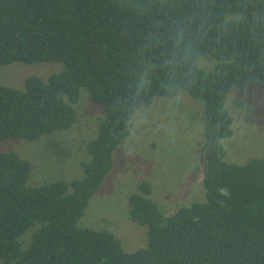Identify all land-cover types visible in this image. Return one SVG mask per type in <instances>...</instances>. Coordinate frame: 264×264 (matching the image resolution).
I'll list each match as a JSON object with an SVG mask.
<instances>
[{
	"label": "trees",
	"instance_id": "trees-1",
	"mask_svg": "<svg viewBox=\"0 0 264 264\" xmlns=\"http://www.w3.org/2000/svg\"><path fill=\"white\" fill-rule=\"evenodd\" d=\"M16 61L63 68L0 85V141L71 128L82 87L103 116L80 178L30 185L31 162L0 151V264H264V157L227 162L222 145L227 94L264 87V0H0V66ZM181 90L203 101L204 201L164 216L140 181L128 207L147 242L132 252L107 229L79 227L133 112Z\"/></svg>",
	"mask_w": 264,
	"mask_h": 264
},
{
	"label": "rangeland",
	"instance_id": "rangeland-1",
	"mask_svg": "<svg viewBox=\"0 0 264 264\" xmlns=\"http://www.w3.org/2000/svg\"><path fill=\"white\" fill-rule=\"evenodd\" d=\"M215 63L207 56L197 60L205 70ZM62 68L57 61L12 62L0 66V85L23 88L27 77L46 79ZM238 101L244 103L243 108ZM224 105L233 119V134L222 140L225 160L244 164L253 157H264V87L232 89ZM73 107L76 122L67 130L35 140L0 141V151L13 150L31 162L30 185L83 175L82 162L89 159L86 143L97 134L103 106L94 103L82 87ZM202 113L203 101L182 90L174 97L157 96L150 104L138 107L129 121V135L114 153L112 168L77 225L107 229L120 239L125 251L132 252L147 242V227L131 218L128 207V196L137 190L140 181L150 182L149 197L164 216L181 206L204 201Z\"/></svg>",
	"mask_w": 264,
	"mask_h": 264
},
{
	"label": "clouds",
	"instance_id": "clouds-1",
	"mask_svg": "<svg viewBox=\"0 0 264 264\" xmlns=\"http://www.w3.org/2000/svg\"><path fill=\"white\" fill-rule=\"evenodd\" d=\"M220 192H221L223 195H225V196L228 195V189H226V188H221V189H220Z\"/></svg>",
	"mask_w": 264,
	"mask_h": 264
}]
</instances>
